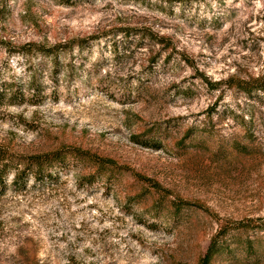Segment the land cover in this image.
I'll use <instances>...</instances> for the list:
<instances>
[{
  "label": "rangeland",
  "instance_id": "1",
  "mask_svg": "<svg viewBox=\"0 0 264 264\" xmlns=\"http://www.w3.org/2000/svg\"><path fill=\"white\" fill-rule=\"evenodd\" d=\"M262 73L264 0H0V264H198L264 219Z\"/></svg>",
  "mask_w": 264,
  "mask_h": 264
},
{
  "label": "trees",
  "instance_id": "2",
  "mask_svg": "<svg viewBox=\"0 0 264 264\" xmlns=\"http://www.w3.org/2000/svg\"><path fill=\"white\" fill-rule=\"evenodd\" d=\"M177 3H182L186 0H173ZM192 1V0H191ZM229 82H234L232 79ZM236 86L248 96L264 94V73L257 76L256 78H250L247 80H238L235 83ZM5 158L0 159V192L6 189V177L8 169L10 168V161L4 162ZM60 160L59 153H49L46 155L33 156L28 159L25 164L27 170H18L16 166V171L13 174L12 183L16 186H20L24 183V178L28 176V170L31 169V174L38 179L43 180L45 177H49V174L44 173L43 167L45 164H53ZM33 169L35 171H33ZM239 229H259L264 231V219H244L241 221H225L223 225L219 228L217 234L210 240V243L206 249L205 254L199 259L198 264H211L214 253L218 250V238L227 234L230 230Z\"/></svg>",
  "mask_w": 264,
  "mask_h": 264
}]
</instances>
